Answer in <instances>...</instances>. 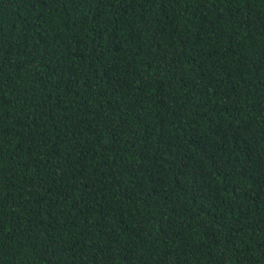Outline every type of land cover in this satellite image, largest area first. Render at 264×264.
Returning a JSON list of instances; mask_svg holds the SVG:
<instances>
[{
    "label": "trees",
    "instance_id": "trees-1",
    "mask_svg": "<svg viewBox=\"0 0 264 264\" xmlns=\"http://www.w3.org/2000/svg\"><path fill=\"white\" fill-rule=\"evenodd\" d=\"M0 264H264V0H0Z\"/></svg>",
    "mask_w": 264,
    "mask_h": 264
}]
</instances>
